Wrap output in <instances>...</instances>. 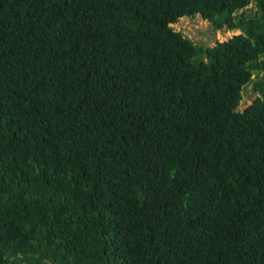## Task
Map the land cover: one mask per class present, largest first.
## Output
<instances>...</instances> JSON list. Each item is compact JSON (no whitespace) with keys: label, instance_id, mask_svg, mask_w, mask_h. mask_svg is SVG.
Returning a JSON list of instances; mask_svg holds the SVG:
<instances>
[{"label":"trees","instance_id":"16d2710c","mask_svg":"<svg viewBox=\"0 0 264 264\" xmlns=\"http://www.w3.org/2000/svg\"><path fill=\"white\" fill-rule=\"evenodd\" d=\"M0 264H264V0H0Z\"/></svg>","mask_w":264,"mask_h":264},{"label":"rangeland","instance_id":"374dc122","mask_svg":"<svg viewBox=\"0 0 264 264\" xmlns=\"http://www.w3.org/2000/svg\"><path fill=\"white\" fill-rule=\"evenodd\" d=\"M171 26L174 30L180 31L194 43L209 46L213 45L216 41L228 39L233 34L239 32L238 30L226 28H214L208 20L199 14L182 16L176 22L172 23ZM257 95L258 93L253 89L252 83L246 84L242 89V97L238 109L245 108Z\"/></svg>","mask_w":264,"mask_h":264}]
</instances>
